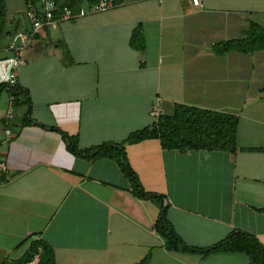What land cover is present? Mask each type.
Returning a JSON list of instances; mask_svg holds the SVG:
<instances>
[{"label":"crops","instance_id":"0c3cea01","mask_svg":"<svg viewBox=\"0 0 264 264\" xmlns=\"http://www.w3.org/2000/svg\"><path fill=\"white\" fill-rule=\"evenodd\" d=\"M99 1L58 0L75 10ZM113 2L19 47V86L29 90L37 124L23 123L26 95L1 93L9 171L0 178V264L21 259L35 240L55 264H138L148 254L147 264H250L242 252L168 250L155 229L159 207L133 194L117 162L76 156L44 126L86 149L152 125L156 104L161 115L178 103L237 115L235 152H182L150 138L125 143L126 154L144 189L166 196L167 217L186 244L206 248L243 230L264 245V50L213 49L244 38L251 22L264 28V0ZM136 29L142 49L131 44Z\"/></svg>","mask_w":264,"mask_h":264},{"label":"trees","instance_id":"16d2710c","mask_svg":"<svg viewBox=\"0 0 264 264\" xmlns=\"http://www.w3.org/2000/svg\"><path fill=\"white\" fill-rule=\"evenodd\" d=\"M33 2V0H27L26 6ZM131 44L137 49L144 47L145 39L139 29L134 31ZM213 49L218 55H225L231 51L244 53L262 51L264 50V28L255 22H251L250 29L246 32L244 38L219 42L214 44ZM4 90H7L5 85L0 84V95ZM262 91L264 92V89ZM9 92L13 99L21 94L26 95L29 110L23 123L24 125L37 124L31 117L32 104L29 90H23L22 87L17 86ZM238 125L239 118L237 115L178 103L175 105L173 115H160L152 125L130 133L122 143L104 142L90 148L81 149L78 138L69 135L56 126L44 127L60 132L67 149L76 156L88 160L99 158L115 160L131 183L133 194L138 198L151 200L159 207L160 212L155 229L166 240L168 250L198 253L203 256L217 252H242L248 256L250 264H264V245L255 235L243 230H235L223 240L206 248L186 244L167 217L166 196L148 192L144 189L126 154L125 143H137L150 138L160 139L164 149H177L182 152L198 149L235 152L238 148ZM38 244H42L43 249L46 251L43 257L41 256L42 263L55 264L54 254L43 240L33 241L26 254L16 261L21 264L29 262L34 254V248ZM150 257V254H148L138 264H147Z\"/></svg>","mask_w":264,"mask_h":264},{"label":"built area","instance_id":"2783aa9c","mask_svg":"<svg viewBox=\"0 0 264 264\" xmlns=\"http://www.w3.org/2000/svg\"><path fill=\"white\" fill-rule=\"evenodd\" d=\"M25 10V18L29 23V35L23 40L40 34L42 30L52 24L64 21H75L90 13L100 12L109 9L113 0H100L91 3L87 8L73 9L67 4H61L58 0H33ZM194 4L201 6V0H193ZM24 60L21 56V49L18 48L12 55L0 57V84L5 85L7 91L19 86L18 71ZM160 108L156 104L151 109V115L157 120L161 115ZM3 144L0 141V178L7 176L9 167L7 161L1 157Z\"/></svg>","mask_w":264,"mask_h":264},{"label":"rangeland","instance_id":"374dc122","mask_svg":"<svg viewBox=\"0 0 264 264\" xmlns=\"http://www.w3.org/2000/svg\"><path fill=\"white\" fill-rule=\"evenodd\" d=\"M26 1L0 0V50L4 55L8 54L9 50L15 52L21 44H25L26 40H23V37L26 38L29 35V27L23 19ZM45 253L42 244H38L34 248L32 259L26 264H43L42 257ZM6 264L21 263L10 261Z\"/></svg>","mask_w":264,"mask_h":264}]
</instances>
